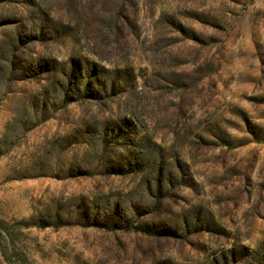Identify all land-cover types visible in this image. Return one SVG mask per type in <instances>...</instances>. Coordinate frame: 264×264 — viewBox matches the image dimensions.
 <instances>
[{"label":"rangeland","instance_id":"1","mask_svg":"<svg viewBox=\"0 0 264 264\" xmlns=\"http://www.w3.org/2000/svg\"><path fill=\"white\" fill-rule=\"evenodd\" d=\"M264 264V0H0V264Z\"/></svg>","mask_w":264,"mask_h":264},{"label":"trees","instance_id":"2","mask_svg":"<svg viewBox=\"0 0 264 264\" xmlns=\"http://www.w3.org/2000/svg\"><path fill=\"white\" fill-rule=\"evenodd\" d=\"M16 264H30L28 262V260L25 258H18L17 260H15Z\"/></svg>","mask_w":264,"mask_h":264}]
</instances>
